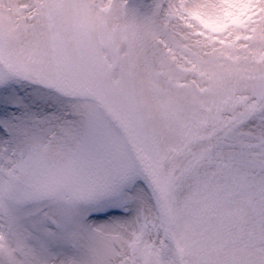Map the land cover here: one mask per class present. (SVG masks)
<instances>
[{"label":"snow or ice","instance_id":"obj_1","mask_svg":"<svg viewBox=\"0 0 264 264\" xmlns=\"http://www.w3.org/2000/svg\"><path fill=\"white\" fill-rule=\"evenodd\" d=\"M0 264H264V0H0Z\"/></svg>","mask_w":264,"mask_h":264}]
</instances>
